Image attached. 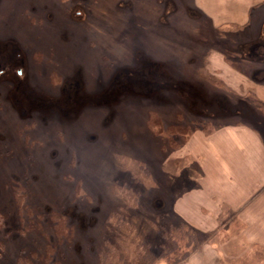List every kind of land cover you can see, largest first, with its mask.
Returning a JSON list of instances; mask_svg holds the SVG:
<instances>
[{"label":"rangeland","instance_id":"obj_1","mask_svg":"<svg viewBox=\"0 0 264 264\" xmlns=\"http://www.w3.org/2000/svg\"><path fill=\"white\" fill-rule=\"evenodd\" d=\"M263 35L264 0H0V264H186L200 247L264 264L167 211L189 137L251 123L228 73L264 80Z\"/></svg>","mask_w":264,"mask_h":264},{"label":"crops","instance_id":"obj_2","mask_svg":"<svg viewBox=\"0 0 264 264\" xmlns=\"http://www.w3.org/2000/svg\"><path fill=\"white\" fill-rule=\"evenodd\" d=\"M251 64L264 68V58ZM213 66L219 68L225 64L217 62ZM240 66L235 63L236 70L230 68L228 77L231 86L245 87V95L237 91L235 95H244L251 101V105L245 103L243 108L251 123L236 121L208 135L196 132L189 137L184 147L187 155L182 157L186 162L182 179L188 184L181 188L167 211L198 233L212 234L215 238L219 235V242L225 245L238 243L241 251L255 250L264 256V80L254 79L239 70ZM236 109H242L240 103ZM204 248L188 254L185 263L233 261L230 258L233 255L225 257L227 252Z\"/></svg>","mask_w":264,"mask_h":264},{"label":"trees","instance_id":"obj_3","mask_svg":"<svg viewBox=\"0 0 264 264\" xmlns=\"http://www.w3.org/2000/svg\"><path fill=\"white\" fill-rule=\"evenodd\" d=\"M3 224V217L0 215V228H1V225ZM22 264V263H21Z\"/></svg>","mask_w":264,"mask_h":264}]
</instances>
